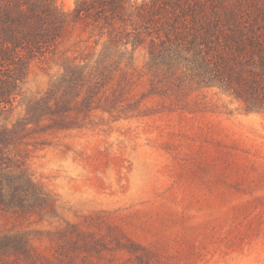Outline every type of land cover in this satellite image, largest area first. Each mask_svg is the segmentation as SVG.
I'll return each instance as SVG.
<instances>
[{"label": "rangeland", "instance_id": "obj_1", "mask_svg": "<svg viewBox=\"0 0 264 264\" xmlns=\"http://www.w3.org/2000/svg\"><path fill=\"white\" fill-rule=\"evenodd\" d=\"M96 37L71 25L14 101L8 126L65 65L91 70L70 111L9 146L53 203L0 209V264H264V111L216 86L152 81L143 48L97 64Z\"/></svg>", "mask_w": 264, "mask_h": 264}, {"label": "trees", "instance_id": "obj_2", "mask_svg": "<svg viewBox=\"0 0 264 264\" xmlns=\"http://www.w3.org/2000/svg\"><path fill=\"white\" fill-rule=\"evenodd\" d=\"M77 23L96 30L88 55L103 40L97 64L130 62L143 48L152 81L216 86L241 100L245 111H264V0H74L69 11L58 0H0V209L52 206L9 146L43 116L70 111L91 70L75 61L65 65L23 117L5 123L31 62L54 55ZM89 99L80 100L86 111Z\"/></svg>", "mask_w": 264, "mask_h": 264}]
</instances>
